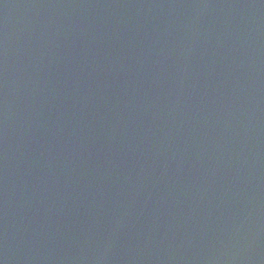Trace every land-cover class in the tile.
Returning <instances> with one entry per match:
<instances>
[{"label": "water", "instance_id": "obj_1", "mask_svg": "<svg viewBox=\"0 0 264 264\" xmlns=\"http://www.w3.org/2000/svg\"><path fill=\"white\" fill-rule=\"evenodd\" d=\"M0 264H264V0H0Z\"/></svg>", "mask_w": 264, "mask_h": 264}]
</instances>
